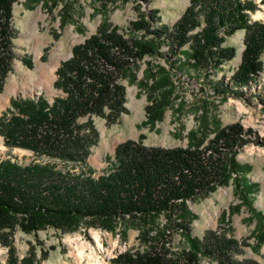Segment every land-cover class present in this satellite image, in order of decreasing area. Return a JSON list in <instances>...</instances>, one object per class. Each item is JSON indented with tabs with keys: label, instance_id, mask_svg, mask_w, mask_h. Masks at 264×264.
<instances>
[{
	"label": "trees",
	"instance_id": "1",
	"mask_svg": "<svg viewBox=\"0 0 264 264\" xmlns=\"http://www.w3.org/2000/svg\"><path fill=\"white\" fill-rule=\"evenodd\" d=\"M17 1L0 0V90L14 59L12 9ZM107 1L93 0L95 4ZM48 3L56 6L58 0H44L45 6ZM68 7L70 2L64 16H70ZM256 10L254 0H189L171 27L152 28L141 13L130 22L135 34L129 36L104 18L56 69L53 87L62 95L51 103L43 95L10 101L9 113L0 117L3 145L46 160L24 165L0 159V245L8 252L6 264H34L30 252L21 260L15 256L16 230L24 234L46 229L71 234L82 228L114 232L119 225L124 235L128 227L138 231L140 248L117 255L112 264H259L237 258L244 247L259 253L264 246V213L253 205L258 184L246 176L250 166L236 159L238 150L250 141L251 131L245 132L240 124L219 128L209 126L203 117L197 129L188 133L187 148L125 141L115 148L109 168L97 177L87 163L99 140L94 119L112 125L127 112L122 81L136 82V62L161 56L164 44L172 54L184 55L173 62L178 73L185 68L214 74L235 56V48L224 45L226 38L243 30L244 50L232 84L248 86L263 71L264 21H252L249 14ZM64 25L61 17L60 27ZM136 32H141V38ZM147 64L138 85L148 88L151 104L145 107V125L154 126L173 106L176 95L170 73ZM211 88L221 97L230 90L224 84ZM229 185L239 202L222 213L219 225L226 228L208 230L201 238L193 236L196 216L188 202ZM241 207L254 227L249 237L237 240L228 217Z\"/></svg>",
	"mask_w": 264,
	"mask_h": 264
},
{
	"label": "rangeland",
	"instance_id": "2",
	"mask_svg": "<svg viewBox=\"0 0 264 264\" xmlns=\"http://www.w3.org/2000/svg\"><path fill=\"white\" fill-rule=\"evenodd\" d=\"M69 2L71 17L64 16L65 5ZM254 2L257 10L249 13L251 20L264 21V0ZM188 4L189 0H149L147 3L140 0H108L96 4L93 0H58L56 6L51 3L45 6L44 0H18L12 9V24L16 31L13 40L14 59L0 90V117L3 113H9L10 101L14 98L43 95L51 102L53 97L62 95L53 87L56 69L72 54L75 45L96 32L104 18L116 26L120 34L129 36L135 34V31H130V22L139 19L141 13V18L152 28L161 25L171 27ZM152 16L155 19L153 17L151 20ZM61 17L65 20L62 28ZM136 34L141 38V32ZM243 37L244 31L240 30L226 38L224 45L235 48V56L214 74L204 75L185 68L183 73H178L173 62L182 60L184 55L172 54L165 44L161 47V56H145L137 61L136 82L122 81L126 91L127 112L121 114L112 125H107L103 119H94L99 140L87 160L93 175L100 176L109 168L115 148L125 141H141L147 147L187 148L190 141L188 133L197 129L203 117L209 126L217 124L219 128L238 123L245 132H251L248 137L250 141L238 150L236 159L250 166L246 176L258 184L253 205L264 213V55L261 57L263 71L248 86L235 87L232 77L241 61ZM148 62L153 69L160 66L170 73L176 95L173 106L165 109L162 120L154 126L145 125V107L151 104L148 88L138 85ZM215 84H224L230 90L224 97L216 96L211 88ZM235 90L238 91L236 95L232 93ZM178 105H182V108L178 109ZM211 137L212 134L208 136ZM203 146H206V142ZM0 159L24 165L46 160L37 159L27 150L8 149L3 145L1 136ZM238 202L231 185L218 187L212 193L188 202L190 211L196 216L191 224L192 235L201 238L208 230L225 229V225H219L221 215ZM228 223L231 235L237 240L249 237L254 227L243 207L239 213L228 217ZM122 229V225L117 226L114 232L82 228L71 234H61L54 229L35 234L16 230L13 234L14 252L18 260L29 252L34 254V264H112L117 255L140 248L136 240L138 231L128 227L124 235ZM249 242L252 244L253 240L249 239ZM242 250L237 255L239 260H254L264 264V246L259 253H253L249 247ZM45 252L46 256L42 258ZM7 259V249L0 245V264H6ZM204 264L212 263L204 261Z\"/></svg>",
	"mask_w": 264,
	"mask_h": 264
},
{
	"label": "water",
	"instance_id": "3",
	"mask_svg": "<svg viewBox=\"0 0 264 264\" xmlns=\"http://www.w3.org/2000/svg\"><path fill=\"white\" fill-rule=\"evenodd\" d=\"M71 56H72V54L70 53V55H69L68 59H69ZM59 95H60V94H59Z\"/></svg>",
	"mask_w": 264,
	"mask_h": 264
}]
</instances>
